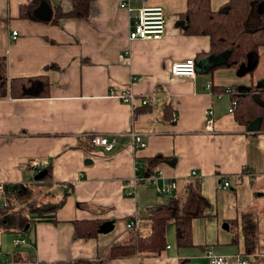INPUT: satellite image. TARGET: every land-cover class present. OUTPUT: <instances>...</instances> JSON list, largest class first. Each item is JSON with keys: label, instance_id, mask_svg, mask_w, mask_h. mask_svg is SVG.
I'll return each instance as SVG.
<instances>
[{"label": "crops", "instance_id": "0c3cea01", "mask_svg": "<svg viewBox=\"0 0 264 264\" xmlns=\"http://www.w3.org/2000/svg\"><path fill=\"white\" fill-rule=\"evenodd\" d=\"M228 1L211 0V8ZM31 2L0 0V183L27 184L33 201L57 208L52 219L36 220L33 212L26 228L9 231L1 223L18 221L11 213L2 216L0 263L211 264V253L227 256L230 264H264V124L258 118L259 129H251L230 112L234 96L264 88V46L252 71L251 64L211 69L210 37L184 32L187 0H91L87 18L56 23L21 17V7ZM48 4L52 12L73 7L72 0ZM144 6L165 8L166 33L131 41L130 27ZM189 58L196 61V75L172 76L171 65ZM35 76L49 78L48 96H13V79ZM130 87L132 104L116 96ZM209 109L215 119L210 130ZM135 132L143 135L145 148H134ZM93 133L114 136L115 149L91 144ZM156 155L169 159L157 168L156 183H131L136 166L146 176V159ZM35 160L40 167L32 166ZM48 168L50 183L37 179ZM225 180L230 187H223ZM191 181L201 183L210 204L192 221V247H177L169 223L162 254L109 257L115 243L151 234L150 208L185 196ZM246 214L259 228L253 253L246 251ZM82 220L109 221L114 228L76 238L75 222ZM131 221L133 228L127 226Z\"/></svg>", "mask_w": 264, "mask_h": 264}, {"label": "trees", "instance_id": "16d2710c", "mask_svg": "<svg viewBox=\"0 0 264 264\" xmlns=\"http://www.w3.org/2000/svg\"><path fill=\"white\" fill-rule=\"evenodd\" d=\"M49 0H32L29 5L21 7V17L39 19L35 10ZM71 10L64 12L56 7L52 19L56 23L61 17L87 18L90 14L91 0H72ZM264 0H229L218 10L211 8V0H187L188 7L182 18L184 32L187 35H205L211 40L209 55L215 57L211 69L220 67L238 68L248 64L252 71L259 57V50L264 46V12H259V5ZM1 24V20H0ZM50 80L47 76L16 78L11 81V93L15 97H46L50 94ZM238 101L235 115L240 123L249 126L260 118L264 124V88L252 86L244 96L235 97ZM90 142L92 140L90 138ZM94 145V144H93ZM95 146V145H94ZM169 159L164 155H156L146 159L145 175L155 174L157 168ZM51 169L48 168L44 182L50 183ZM6 192L0 194V216H11L18 224L1 223L6 231L13 228H26L31 223V213L36 220L52 219L50 211L57 207L44 208L32 200L33 190L27 184H5ZM209 201L203 195L201 183L191 181L185 191V196H174L168 204L155 205L149 210L151 234L133 236L127 243L117 242L111 246L110 258L129 255H160L168 245L167 228L174 223L176 229V244L178 248L192 247V221L202 217L209 207ZM12 222V221H11ZM103 222L97 220H82L75 222L76 238H92L100 233ZM14 230V229H13ZM243 231L246 251L253 253L258 249V224L250 216H243ZM1 264V263H0ZM55 264H100L91 260L59 261ZM179 264H191L181 260Z\"/></svg>", "mask_w": 264, "mask_h": 264}, {"label": "built area", "instance_id": "2783aa9c", "mask_svg": "<svg viewBox=\"0 0 264 264\" xmlns=\"http://www.w3.org/2000/svg\"><path fill=\"white\" fill-rule=\"evenodd\" d=\"M122 7L128 8L132 10L131 6H129L128 2H123ZM167 30V15L165 8L162 6H144L138 12L136 19L129 30V39L131 41L134 40H147V39H160L166 33ZM18 35V31H13V38H16ZM170 72L172 76L175 77H189L193 78L196 75V61L194 58H189L184 61L175 62L170 67ZM227 92H231V90H227ZM117 97H121L124 102L132 104L134 99V93L130 88H128L123 93L116 95ZM144 103H147V100H144ZM238 101L235 99L232 102V107L230 112H234L237 108ZM208 120H207V128L210 130L214 124V113L212 109L207 111ZM89 138H91L92 143L95 146L103 147L107 152H112L115 149L116 138L114 136H108L105 134L93 133L88 134ZM133 137V146L136 150L143 149L147 146V142L145 141L143 135L141 133L135 132L132 134ZM32 166L40 167V162L32 161ZM140 166H136V174L132 179L131 183H139L140 181H144L146 183H156L157 174H152L149 176H143L138 173ZM160 174L162 172L160 171ZM194 175H197V172H193ZM230 182L225 180L223 187H230ZM175 184L171 183L168 185L169 190L174 188ZM6 192L5 184L0 183V194L4 195ZM129 228H133L136 226L135 221H131L127 224ZM24 242V239H17L16 243ZM0 254L2 251L0 250ZM211 264H230V260L227 256L224 255H214L209 253ZM240 264H246L245 261H241Z\"/></svg>", "mask_w": 264, "mask_h": 264}, {"label": "water", "instance_id": "95a60500", "mask_svg": "<svg viewBox=\"0 0 264 264\" xmlns=\"http://www.w3.org/2000/svg\"><path fill=\"white\" fill-rule=\"evenodd\" d=\"M259 12L263 13L264 12V2H262L259 5ZM35 14L38 18L42 19V20H50L53 16V12H52V8L48 3H42L39 8H37V10L35 11ZM260 127V120L257 119L254 122H252L249 126V128L251 129H259ZM47 171L46 170H42L39 172V174L36 176L37 179H43L46 175ZM114 228V225L112 224V222H105L102 224L101 228H100V232L102 233H107L109 231H111Z\"/></svg>", "mask_w": 264, "mask_h": 264}, {"label": "rangeland", "instance_id": "374dc122", "mask_svg": "<svg viewBox=\"0 0 264 264\" xmlns=\"http://www.w3.org/2000/svg\"><path fill=\"white\" fill-rule=\"evenodd\" d=\"M34 203H36V204H40V203H42V202H40V201H34ZM43 203H45V202H43ZM45 204H46V203H45ZM1 221H3L2 216H0V222H1ZM170 227H171L172 230H173V224L170 225ZM0 234H3V231H0Z\"/></svg>", "mask_w": 264, "mask_h": 264}]
</instances>
